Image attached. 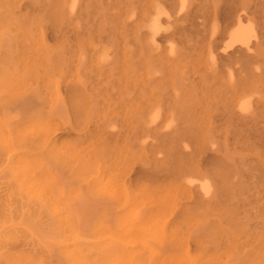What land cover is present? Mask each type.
Wrapping results in <instances>:
<instances>
[{"label": "rangeland", "instance_id": "rangeland-1", "mask_svg": "<svg viewBox=\"0 0 264 264\" xmlns=\"http://www.w3.org/2000/svg\"><path fill=\"white\" fill-rule=\"evenodd\" d=\"M79 1L83 22L61 0H0V264H188L168 246L185 192L163 200L154 179L131 180L150 154L137 149L144 135L129 99L149 90L111 82L116 56L99 33L121 0ZM243 249L244 264L264 252Z\"/></svg>", "mask_w": 264, "mask_h": 264}, {"label": "bare ground", "instance_id": "bare-ground-1", "mask_svg": "<svg viewBox=\"0 0 264 264\" xmlns=\"http://www.w3.org/2000/svg\"><path fill=\"white\" fill-rule=\"evenodd\" d=\"M146 1L135 12V0H121L99 29L116 56L109 54L111 82L117 74L132 91L149 90L129 99L144 135L137 149L150 154L131 180L154 179L163 200L185 192L168 246L188 264H244L247 241L264 248V3ZM80 2L61 0L60 9L77 19V10L89 11ZM188 215L198 218L180 236ZM252 261L264 264V252Z\"/></svg>", "mask_w": 264, "mask_h": 264}]
</instances>
